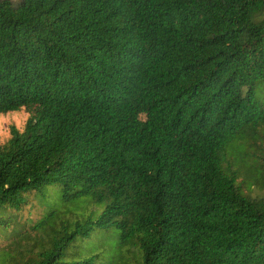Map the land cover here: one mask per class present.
Here are the masks:
<instances>
[{"label":"trees","instance_id":"obj_1","mask_svg":"<svg viewBox=\"0 0 264 264\" xmlns=\"http://www.w3.org/2000/svg\"><path fill=\"white\" fill-rule=\"evenodd\" d=\"M22 110L0 264H264L240 181L262 161L264 187V0H0V116Z\"/></svg>","mask_w":264,"mask_h":264},{"label":"rangeland","instance_id":"obj_2","mask_svg":"<svg viewBox=\"0 0 264 264\" xmlns=\"http://www.w3.org/2000/svg\"><path fill=\"white\" fill-rule=\"evenodd\" d=\"M13 2L17 3L20 0H12ZM30 115L25 110L20 112L11 113L5 116H0V145H5L11 139V128L16 127L20 131H23ZM264 141V140H263ZM262 150L264 151V144L262 146ZM242 158V153L240 151L239 154ZM235 156H233L232 161H234ZM262 163V161H258V163ZM256 161L252 159H247L246 163H242L240 172L242 173L240 181L245 180L243 187L245 192L250 193L254 197H262L264 196V187H259L254 183L255 180L259 179L260 173L257 172V169L263 168V166H259ZM262 170V169H261ZM81 200L80 202H73V203H65L63 201H57L56 208L52 207L53 209L57 210V213H65L67 209L72 210L71 213L66 215L67 217L76 218L78 216L90 215L93 211H99L97 206L93 204H85ZM85 209V211L83 210ZM46 208L39 203L38 197L35 194H31L29 196V203L26 206L21 214V217L25 220L30 221V225L32 223H36L40 221L43 216L45 215Z\"/></svg>","mask_w":264,"mask_h":264}]
</instances>
